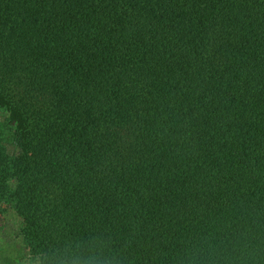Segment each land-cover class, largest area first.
I'll return each instance as SVG.
<instances>
[{"label":"trees","instance_id":"16d2710c","mask_svg":"<svg viewBox=\"0 0 264 264\" xmlns=\"http://www.w3.org/2000/svg\"><path fill=\"white\" fill-rule=\"evenodd\" d=\"M0 106L38 264H264V0H0Z\"/></svg>","mask_w":264,"mask_h":264},{"label":"rangeland","instance_id":"374dc122","mask_svg":"<svg viewBox=\"0 0 264 264\" xmlns=\"http://www.w3.org/2000/svg\"><path fill=\"white\" fill-rule=\"evenodd\" d=\"M7 113L0 106V122L6 120ZM6 152L12 157L17 148L6 144ZM19 218L10 205H0V264H38L37 258L30 254L27 244L19 235Z\"/></svg>","mask_w":264,"mask_h":264}]
</instances>
